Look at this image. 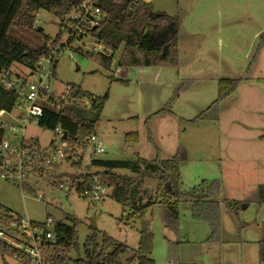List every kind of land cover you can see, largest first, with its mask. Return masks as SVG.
<instances>
[{
  "label": "rangeland",
  "instance_id": "obj_1",
  "mask_svg": "<svg viewBox=\"0 0 264 264\" xmlns=\"http://www.w3.org/2000/svg\"><path fill=\"white\" fill-rule=\"evenodd\" d=\"M152 5L155 13L166 14L175 24L166 26L157 38L159 43H169L178 34L176 66L119 68L120 54H117L111 70L106 71L86 57L93 54L95 47L102 53V48L92 40L71 39L69 19L61 28L58 20L41 12L35 25L42 41L55 39L61 30L60 51L53 59L57 62L54 74L49 62L43 61L40 67L41 76L51 72L54 77L50 81L52 95L64 97L69 85L79 86L98 98L108 95L95 129L105 154L94 155L93 145L85 150L75 146L71 153L75 161V157L82 159L80 166L63 163L48 172L49 176L39 171V157H34L27 176L36 195L23 193L18 182L0 176V205L26 223L48 224L49 216L59 220L62 213L74 216L79 221L80 258L84 256L83 247L92 234L91 228L133 250L140 243L139 224L120 223L126 215L118 204L107 199L112 191L107 181L95 180L105 192L97 204L81 199L75 190L69 192L73 180L64 175L80 179L82 175L99 173L92 166L94 160L132 162L139 156L146 161H166L179 152L184 194L204 181L219 182L224 200L242 202L256 195L260 187L264 190V142L260 141L264 136V47L258 54L264 39V0H152ZM168 36H171L169 41ZM76 49H82V54H76L73 51ZM20 72L14 69L7 78L13 80ZM23 73L29 75L26 70ZM244 78L248 80L212 114L214 121L189 123L216 103L220 80ZM182 87L179 98L172 104L173 115L154 119L147 127L148 118L166 109L174 93ZM20 118L25 119V112L16 109L0 123L18 130ZM128 134H137L138 143L127 144ZM21 141L42 151L61 144L55 133L31 123L24 134L6 130L5 142L10 146ZM116 173L132 176L129 171ZM144 189L148 196L154 197L155 183H147ZM39 196L42 200H38ZM251 205L241 215L249 214ZM147 216L154 235L155 264H227L229 248L207 243L210 228L193 220L191 204H180L174 230L164 227L159 207ZM220 218L225 233L222 240L236 237L238 222L223 205ZM0 264L21 263L13 255L4 260L0 257Z\"/></svg>",
  "mask_w": 264,
  "mask_h": 264
},
{
  "label": "trees",
  "instance_id": "obj_2",
  "mask_svg": "<svg viewBox=\"0 0 264 264\" xmlns=\"http://www.w3.org/2000/svg\"><path fill=\"white\" fill-rule=\"evenodd\" d=\"M147 0H0V113L12 114L20 102L21 92L7 90L3 84L7 77L12 76L14 69L22 70L16 77L24 82L39 72L42 61L53 60L60 51L61 30L55 39L45 38L43 41L35 25L41 12L48 13L60 22L62 28L65 20L85 3H95L102 13V21L95 28L88 30L79 40H92L102 48V53L87 54V58L97 63L99 67L110 71L114 59L120 54L119 68H151L161 66H176L179 60L178 34L169 43H159V35L166 26H175L173 20L164 13H155ZM177 26V25H176ZM264 47V39L260 45ZM82 54V49L73 50ZM251 63L249 70L255 64ZM53 67V74L56 69ZM29 72V75L23 73ZM244 79H222L218 83V99L211 108L198 116L190 124L214 121L212 114L217 113L219 104L236 93L238 86L247 81ZM65 100L50 96L39 101L43 110L38 128L55 133L61 126L67 133V142L73 147H88V140L96 136L95 129L101 120L108 95L98 98L82 90L76 85H69ZM182 88H179L166 105V109L148 118L146 125L157 118L172 113V104L179 98ZM6 132L0 123V169L3 160L10 153L2 149ZM137 134L125 137L127 144H137ZM264 142V136L260 137ZM34 152L38 149L28 147ZM37 157V156H36ZM67 153L64 163L73 167L80 166L82 159ZM179 152L171 160L146 161L139 156L132 162L123 161H92V166L100 170L96 174L82 175L75 178L73 185L78 192H93L96 178L107 181L112 188L107 199L120 206L123 216L119 221L139 224L140 243L137 250L120 243L107 234L91 228L92 234L83 247V258H80L77 227L79 221L71 215L62 213L60 219L53 220L52 233L55 245H47L45 264H155L152 260L154 252V235L147 219L148 213L159 207L163 212V224L166 229L177 228L179 206L187 202L192 206V216L195 222L206 223L210 228L209 244H219L221 240V206L239 219L240 214L247 210L252 201L224 200L221 197L219 182L204 181L200 186L184 194L181 189ZM57 167V166H56ZM54 167V168H56ZM53 168V169H54ZM129 171L132 176H122L116 172ZM45 176H49L45 173ZM149 182L155 183L154 197L147 195L144 189ZM23 193L35 196L31 185L25 184ZM148 196L147 200L146 197ZM20 217L0 205V231L10 230V225L19 224ZM47 231V224H36ZM242 227V226H241ZM16 250L0 241V257L16 255ZM73 255L77 258L74 259ZM259 263L264 264V242L259 244ZM125 259V260H124Z\"/></svg>",
  "mask_w": 264,
  "mask_h": 264
},
{
  "label": "built area",
  "instance_id": "obj_3",
  "mask_svg": "<svg viewBox=\"0 0 264 264\" xmlns=\"http://www.w3.org/2000/svg\"><path fill=\"white\" fill-rule=\"evenodd\" d=\"M69 18V35L71 39L78 40L86 35V32L91 29H95L102 21V13L95 6V3H85L78 10L74 11ZM93 53H100L98 47L93 49ZM43 62V61H42ZM41 62V63H42ZM51 64V71L55 66L56 60H47ZM41 67V64H40ZM41 69L39 72L30 77L27 82L14 76L13 80L11 78H6L3 82L7 90H17L21 92L20 102L15 107V110H24L25 119L20 118V128L16 130L13 127L2 124L3 129L9 131H18L20 133H25L29 123L33 126L38 127L40 119L43 118V110L38 105L39 101L44 98L54 96L51 93L50 81L54 79L51 72L47 75L41 76ZM38 76L39 78H37ZM24 91L27 93L24 94ZM69 90L66 89L64 97L60 98L65 100L68 95ZM58 98V97H57ZM14 110V111H15ZM4 112L0 113V120L5 117ZM18 121V120H17ZM56 136L60 138L61 144L59 146H51L48 149L42 151L37 150V152H31L23 141H21L17 146H10L7 142H4L2 149L5 152L10 153L7 155L2 163V168L0 169V176L6 181L18 182L23 189V185L28 183V173L33 168L34 157H39V171L48 173L53 170L54 167L62 165L66 158L67 153H71L74 149L67 140H63L64 131L61 126H58ZM89 145L94 146V155H103L105 150L98 137L93 136L89 140ZM63 189V185L60 186ZM75 190L79 197L83 200L89 201L90 203H99L103 200L104 190L102 186L97 185L93 187V192L81 191L74 187L73 181L70 186V191ZM111 190V189H110ZM38 200H42L39 196ZM50 225V226H49ZM47 231L37 227L33 222H25L22 218L19 224L10 225V230L0 231V241L5 242L16 250L15 258L21 264H45V251L47 245H51L52 248L55 245V237L52 233L53 220L49 219L47 224ZM50 227V228H49Z\"/></svg>",
  "mask_w": 264,
  "mask_h": 264
},
{
  "label": "crops",
  "instance_id": "obj_4",
  "mask_svg": "<svg viewBox=\"0 0 264 264\" xmlns=\"http://www.w3.org/2000/svg\"><path fill=\"white\" fill-rule=\"evenodd\" d=\"M251 200L252 210L240 214L236 225V237L222 240L224 231L221 227V240L216 246H227V264H260L258 258L259 244L264 242V190L260 187ZM251 209V208H250ZM242 226V227H241Z\"/></svg>",
  "mask_w": 264,
  "mask_h": 264
},
{
  "label": "water",
  "instance_id": "obj_5",
  "mask_svg": "<svg viewBox=\"0 0 264 264\" xmlns=\"http://www.w3.org/2000/svg\"><path fill=\"white\" fill-rule=\"evenodd\" d=\"M146 2H147V4H150L151 3L150 0H147ZM176 31H177V28L174 29V32H176ZM170 39H171V36H168L167 41H169ZM67 139H68V134L67 133H64L63 140H67ZM64 177L67 178V179H69V180H74L75 179V176L74 175H69V174L64 175Z\"/></svg>",
  "mask_w": 264,
  "mask_h": 264
}]
</instances>
